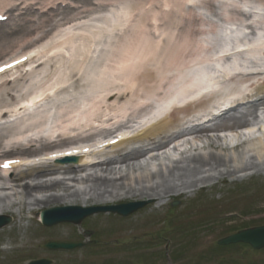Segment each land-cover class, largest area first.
<instances>
[{"label":"bare ground","instance_id":"1","mask_svg":"<svg viewBox=\"0 0 264 264\" xmlns=\"http://www.w3.org/2000/svg\"><path fill=\"white\" fill-rule=\"evenodd\" d=\"M64 1L66 0L49 2V8L47 10H42L43 13L38 17H32L36 10L34 1L7 0V5L2 3L1 7L7 9L6 13L15 10L21 11L17 12L15 17H9L10 22L6 23L0 19V45L6 42L5 40L12 34H14V36H21L16 39L14 42L15 44L12 43L8 48L0 50V55H2L0 61L15 54L19 50L22 51L29 46H34L37 42L50 38L51 34L54 32L53 30H58V27H64L66 24H71L86 17L81 15L88 11V5L93 7L96 6L97 8H95V10L97 11L109 5L117 7L114 3L118 0H78L77 3L68 1L67 4H64ZM186 2L189 3L188 0ZM200 2L205 7L209 4L208 0H201ZM191 3H194L193 5L196 4L195 2ZM132 12V8L125 6L117 9L114 17L107 19L113 22L112 24H108L110 30L107 29V36L103 35L106 31L107 24H91L88 29L79 34L67 31L65 34L57 37L56 40L42 51L34 53L32 49L34 54L29 56L28 62L24 65L28 66V69L32 68L30 72L24 74L21 72L19 66L15 67L14 65L13 67L15 68L13 70L15 74L19 73L17 77H11L8 80L6 79L7 74L4 73L0 75V92H7V88L12 82L26 83L20 88V91L23 93V98L18 102L21 104H17L18 106H16L17 109L15 110L18 111L21 110L22 107L28 109L39 106V104H42V101L46 100L51 94H58V86L61 87L65 85L63 90L67 91L71 78L74 80V82H72L74 91L87 88L90 92H96V95L87 97L88 109L76 105L69 107V109H65V112L61 114V120L55 125V129H61L67 134L71 133L68 134L70 136H59L44 140L41 146H63L69 143H75L80 138L97 133H109L112 128V126L109 125L114 121L120 120L118 118L119 116L125 118L122 120L126 121L125 123L135 121L139 115L150 109L152 101L148 102V100H146L150 95V98H164L166 97L165 94H168L171 89H173V85L177 84V81H179L178 77L180 74L170 79L168 84L148 87L149 84L155 83L158 80H168L165 78L167 77V66L180 67L185 64L183 72H187L180 78V83L182 80L184 81V83L181 84L183 93L190 91L194 82L201 77L202 71H200V69L191 73V67L196 64L194 59L191 58V52L186 54L183 49L175 50L173 54L171 53L168 61L163 59L166 52L168 55V42L172 41L169 40L172 39V36L170 38L165 37L164 40H162L161 37L153 38L147 30L141 32L136 39H131V35H128L129 33L111 34L117 27L120 25L124 26L125 23L128 22ZM38 31L41 35L37 37V39L35 38V40L30 39L33 38V35ZM118 37L117 44L122 46L119 48L116 47L117 45L114 46V39ZM104 38H108L109 41L105 40L104 42ZM262 38L263 37L260 39ZM19 39L23 42L19 43ZM113 49L114 51L112 52ZM26 51L27 50L21 52L20 56ZM97 52H100V55L95 58ZM18 56L15 58H18ZM203 61L205 62V58L202 62ZM146 67H150L154 69V71L142 72L141 69ZM157 72L161 73V75L158 76L156 74ZM206 73L209 74L208 76L204 74L207 84L216 83L217 79L221 76V74H218V70L215 69H212L210 73ZM263 73L264 71L258 74H251L245 79L244 76L237 75L230 79V83H235L238 80L242 81L243 79L246 80L245 83H249L253 77ZM13 74L14 73H12V75ZM120 85L125 87V89ZM238 88L232 93L239 95V101H234L231 107L223 111L221 114L222 116L218 115L220 116L219 120H217L218 116H212L206 121V125H192L188 128L182 126L183 119L179 118L181 112L190 114L192 112H200L208 109V103L212 102L216 96L213 94L209 99L201 98L199 100L190 101L182 106H175L165 117L146 126L140 133L142 135L138 138L123 140L116 144L106 146L99 151H93L91 154L82 155L83 157H80L76 165L67 164L60 167L48 163L35 168L32 167L27 170H21L13 175L14 170L10 173V175L14 177L12 176L8 181L13 182L14 180L17 183L15 185L20 188V191L17 192L27 197H30L33 191L62 190V193L51 192L41 197L32 196L28 202L30 208L40 211L43 208L56 205L88 206V202L90 201L107 203L108 201H120L121 199L138 195L163 199L167 196H171L174 189L178 186L184 188L185 193L187 190H192L200 182H208L213 178H221L227 174L232 175L233 173L245 171L250 168L258 169L261 167L260 164L256 165L253 162H249L238 152L236 153L234 150H230L228 145H224L226 143H221L222 138L220 136L213 137L209 134L210 131L218 130L219 127H226L230 124L236 126L240 125V127L246 126L248 123L247 115L249 113L254 115L255 111L250 110L242 114H236L237 109L243 105H251V108L256 107L257 109L259 104H264V96L260 97V95H258L260 98L254 99V97H256L255 94H243V89L238 90ZM167 89H170V91L166 92ZM140 90L145 92L149 91L147 94L150 93V95H143ZM128 92L131 93L132 97H136V102L129 104L131 99L129 97L126 99V97H124ZM261 93L264 94V80L256 86V94ZM9 94L14 95L8 91L7 95ZM46 102H49V100L47 99ZM232 111H234V113L227 117V113ZM7 112V110L3 111L2 117H4ZM208 113L205 111L195 116L198 118L201 115H208ZM23 116L24 117L19 122L16 123L15 121L4 128L8 130V132L18 128L19 131L16 136L13 137V135H7V133L0 134V157H16L19 155L30 156L38 152L35 148H23L22 142L29 137V133L34 129L41 130L45 128L44 124L47 116L43 118L44 115L36 110L31 114L27 112ZM254 117H256V115ZM189 120H192V118ZM124 124H119L116 127H120ZM77 125L85 129L75 132L74 129ZM96 125H101L103 127L98 129L97 126V129L93 130V127ZM188 134L192 136L193 140L189 141V144H192V146L196 145L198 141L205 140V147L220 148L224 150L225 153L210 152L208 154H195L189 158L188 161L190 164H183V166L179 165L176 161V165H173V167L174 169L177 168L176 171H178V175L176 176L180 181L179 184L170 182L166 179L163 184L135 188L127 182L131 177V169H135L136 166L141 167V159H145L147 157L146 155L149 154V159H156L158 151L165 149L171 142ZM143 139H147L149 142L146 143L148 148L144 149V147H141L143 144L139 146L131 145L134 144L131 142ZM251 142L250 139H247L233 146V148L250 145ZM257 144L258 146L255 148L256 152L254 156H257L264 162V137L261 138ZM30 152L33 153L29 154ZM113 152L115 155L111 156ZM97 155L101 158L105 157L104 160L94 163L92 159ZM56 163L58 164V162ZM17 166L19 167V165ZM93 169L94 171L90 172V170ZM259 170H264V168L261 167ZM99 171L102 173H99ZM201 171H207L209 173L205 176L195 177L196 174ZM0 172L2 174L8 171L1 169ZM106 172L107 174H104ZM79 174L80 176L78 177L77 175ZM26 178H30L32 181H24ZM66 180L71 182L92 181V186L97 188L99 192L96 191L93 194L90 191L81 192L78 189L72 188V185H68L65 182ZM127 186L128 189H126ZM13 189L14 188H11V190ZM122 189H126L125 195L121 193ZM0 192H2V190H0ZM1 199L0 197V201L2 202L3 199ZM10 208H12L11 205L2 204L0 206V214L12 211Z\"/></svg>","mask_w":264,"mask_h":264},{"label":"rangeland","instance_id":"2","mask_svg":"<svg viewBox=\"0 0 264 264\" xmlns=\"http://www.w3.org/2000/svg\"><path fill=\"white\" fill-rule=\"evenodd\" d=\"M36 1H38V7H41L52 0ZM186 1L118 0L114 3L117 7L109 5L97 11L95 10L96 6L88 5V11L81 15L86 17L66 24L64 27H58V30H53V33L58 36L66 31L76 32L79 27L88 28L91 24H107L106 31L103 33L106 36L107 29L110 30L108 24H111V21L107 19H111L117 9L125 6L132 8L133 12L124 28L116 32L129 33L131 39H136L145 30L153 38L164 31L166 37L172 36V39H169L172 41L168 42V55L166 52L163 56L164 60L168 61L173 51L183 49L186 54L191 52L194 62H201L204 58L209 57L210 49L219 44L218 40L225 21L224 14L229 13L232 17L242 19L241 11L232 10L231 4L245 2L264 6V0H231V4L227 6H224L223 3L215 4L218 2L217 0H208V6L201 5L202 8L199 9L197 5H191ZM2 3L7 5V0H0V5ZM40 35L41 33L38 31L30 39L35 40ZM20 36L10 35L5 40L6 42L0 45V50L8 48ZM118 39L119 37L114 39V46L117 45L116 47L119 48L122 46L117 44ZM18 42L22 43L23 41L21 42L19 39ZM184 65H179L180 67L167 66L168 71L165 78L168 80H158L149 84L148 87L168 84L173 77L185 73L183 72ZM156 74L161 75L158 72ZM71 80L72 78L67 91L63 90L65 87L63 85L56 94L59 105L63 109L75 105L80 97L96 95V92H90L87 88L74 91L72 87L74 80ZM25 84V82L24 84L12 83L7 88V92L10 91L14 95L0 92V107L2 106L0 115L2 110H10L7 118H0V134L7 133V135L16 136L18 128L11 132L4 128L13 119L20 120L24 114L30 112V109L23 108L11 113V110L17 109L18 102L23 98L20 88ZM120 86L122 87V85ZM122 88L125 89V87ZM140 91L143 95H150V93L147 94L149 91ZM124 97L131 99L132 102L130 101L129 104L136 102V97H132L130 92ZM222 142L226 143L224 140ZM131 143H134L131 145L138 146L149 142L147 139H143ZM197 144L199 145L198 149H195L197 145H185L184 149L187 153H184L183 159L180 153L175 156L177 160L181 158L184 161L179 165L190 164L188 160L195 154L225 153L220 148H203L205 142ZM257 146V141L253 140L250 145L230 150H234L242 156L244 152H250V156L246 155V160L256 165L260 164L263 168L264 162L253 155ZM114 155V152L111 153V156ZM168 156V154H164L160 160L154 161L141 159V167L136 166L135 169H131V177L127 182L135 188L163 184L166 179L179 184L180 181L176 176L178 175L177 168L173 167L176 165V160L171 161ZM67 164L77 163L58 162V164L52 165L61 167ZM260 168L246 171L259 170ZM93 171L94 169L90 170V172ZM99 173L102 172L99 171ZM208 173L201 171L195 177L205 176ZM242 173L244 171L232 175L227 174L221 178H213L208 182H200L193 188V191L187 192V190V193H184V188L178 186L171 196L163 199L138 195L107 203L90 201L88 206L94 207L128 201H146L148 203L128 216L111 211H99L85 217L80 225L61 222L53 226L42 224L38 209L30 210L28 202L32 196L41 197L51 192L62 193V190L33 191L30 197H27L17 192L20 191V188L15 185L17 183L13 180L10 184L6 183L5 188L0 189L2 190L0 197L3 199H1V204L12 206L10 208L12 211L5 213L12 216V222L0 228V264H28L32 258H47L51 260L50 264H264V247L253 249L242 244L229 247L218 245V240L234 230L235 227L264 224V176L234 180L239 177L238 174ZM77 176L79 177L80 174ZM24 181L28 182L32 179L26 178ZM65 182L81 192L90 191L93 194L98 190L92 186V181L71 182L66 180ZM3 183L5 182L3 181ZM11 188L14 189L11 190ZM126 189L121 190L123 195L126 194ZM87 228L93 230L89 235L84 233ZM54 239L80 240L84 245L74 249L47 248L46 242ZM168 254L172 257L170 261L167 260Z\"/></svg>","mask_w":264,"mask_h":264},{"label":"water","instance_id":"3","mask_svg":"<svg viewBox=\"0 0 264 264\" xmlns=\"http://www.w3.org/2000/svg\"><path fill=\"white\" fill-rule=\"evenodd\" d=\"M145 204L146 202H132L116 206L96 208H85L83 206H59L43 211L42 216L43 221L46 225H52L61 221H72L75 223H79L83 220V218L94 212L111 210L114 212H118L122 215H128ZM9 221L10 218L1 219L0 227L7 224ZM240 241L250 243L254 248H262L264 246V226L252 227L241 230L235 234L229 235L221 239L219 242L221 244H229ZM79 245L82 244L64 242H50L47 244L49 248L64 249H71ZM30 264H49V261L46 259H41L33 261Z\"/></svg>","mask_w":264,"mask_h":264},{"label":"snow or ice","instance_id":"4","mask_svg":"<svg viewBox=\"0 0 264 264\" xmlns=\"http://www.w3.org/2000/svg\"><path fill=\"white\" fill-rule=\"evenodd\" d=\"M189 3L192 2V0H188ZM230 58V57H229ZM25 59H27V57H25ZM260 62L262 64H264V53H261L260 56ZM15 63H20L19 60H17ZM11 64H5L4 67L0 68V72L4 71L6 68L11 67ZM142 72H153L154 69L150 68V67H146L144 69H141ZM212 91L211 89H207L205 88V92H210ZM193 99H195V97H193ZM84 151H89L88 149H84ZM72 153H59V155H71ZM20 161L19 160H8L5 162V164L3 165L4 168H8L13 164H19ZM26 163H33V161H26Z\"/></svg>","mask_w":264,"mask_h":264}]
</instances>
